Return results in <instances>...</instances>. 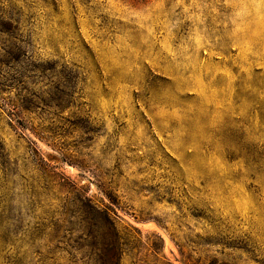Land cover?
I'll return each instance as SVG.
<instances>
[{"label":"rangeland","instance_id":"374dc122","mask_svg":"<svg viewBox=\"0 0 264 264\" xmlns=\"http://www.w3.org/2000/svg\"><path fill=\"white\" fill-rule=\"evenodd\" d=\"M2 23L0 264H264V0H0Z\"/></svg>","mask_w":264,"mask_h":264},{"label":"trees","instance_id":"16d2710c","mask_svg":"<svg viewBox=\"0 0 264 264\" xmlns=\"http://www.w3.org/2000/svg\"><path fill=\"white\" fill-rule=\"evenodd\" d=\"M0 28H1L0 29L1 35L9 34V32H13V30L15 32V30H17V28L12 29V27L6 23L0 24ZM3 46L4 48L2 49V53H0V66L3 67L4 69L0 70V77L5 79L6 77H12L11 75H9L10 72L17 73V70H15L14 67L15 66L14 63H17L19 59L14 54L15 51H19L20 48H18L14 43L10 41H6V45L4 44ZM103 219L108 222V218L106 217V214Z\"/></svg>","mask_w":264,"mask_h":264}]
</instances>
